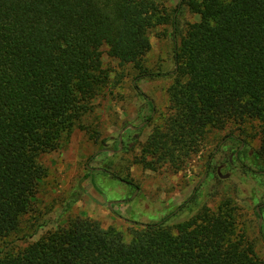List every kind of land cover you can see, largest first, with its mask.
<instances>
[{"label": "trees", "instance_id": "trees-1", "mask_svg": "<svg viewBox=\"0 0 264 264\" xmlns=\"http://www.w3.org/2000/svg\"><path fill=\"white\" fill-rule=\"evenodd\" d=\"M182 4L199 19L174 43L167 116L141 161L179 169L208 130L246 119L258 122L255 155L264 161V0H180L175 10ZM158 12L152 0H0V240L31 210L46 173L40 155L58 148L108 84L102 54L131 64L133 79L153 75L143 61ZM224 206L137 223L130 241L76 217L4 252L0 264H260Z\"/></svg>", "mask_w": 264, "mask_h": 264}, {"label": "rangeland", "instance_id": "rangeland-1", "mask_svg": "<svg viewBox=\"0 0 264 264\" xmlns=\"http://www.w3.org/2000/svg\"><path fill=\"white\" fill-rule=\"evenodd\" d=\"M152 1L163 17L150 30L151 48L143 61L153 75L133 79L138 72L131 64L118 65L102 54L108 84L58 148L40 155L45 176L19 228L0 240V255L16 252L76 217L91 218L130 241L137 223L168 216L173 224L202 207L217 211L227 204L235 233L253 244L264 264V161L255 155L257 121H229L208 130L200 150L179 169L165 164L152 170L141 161L143 142L167 116L174 43L199 19L184 4L175 10L180 0Z\"/></svg>", "mask_w": 264, "mask_h": 264}, {"label": "water", "instance_id": "water-1", "mask_svg": "<svg viewBox=\"0 0 264 264\" xmlns=\"http://www.w3.org/2000/svg\"><path fill=\"white\" fill-rule=\"evenodd\" d=\"M129 127H131V128H136V127H134V126H131V125H129ZM120 146H121V143H120ZM256 210L258 211V213L260 214V212H259V208L257 207L256 208Z\"/></svg>", "mask_w": 264, "mask_h": 264}, {"label": "flooded vegetation", "instance_id": "flooded-vegetation-1", "mask_svg": "<svg viewBox=\"0 0 264 264\" xmlns=\"http://www.w3.org/2000/svg\"><path fill=\"white\" fill-rule=\"evenodd\" d=\"M235 154H236V152H235Z\"/></svg>", "mask_w": 264, "mask_h": 264}]
</instances>
